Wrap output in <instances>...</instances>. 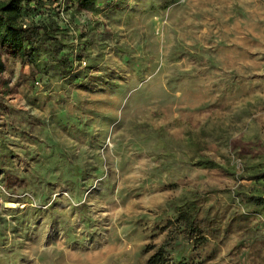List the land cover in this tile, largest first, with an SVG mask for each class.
I'll return each mask as SVG.
<instances>
[{
	"label": "rangeland",
	"instance_id": "obj_1",
	"mask_svg": "<svg viewBox=\"0 0 264 264\" xmlns=\"http://www.w3.org/2000/svg\"><path fill=\"white\" fill-rule=\"evenodd\" d=\"M94 5L23 14H58L69 77L0 74V264H264L249 183L192 165L264 152V0ZM189 193L200 246L172 220Z\"/></svg>",
	"mask_w": 264,
	"mask_h": 264
},
{
	"label": "trees",
	"instance_id": "obj_2",
	"mask_svg": "<svg viewBox=\"0 0 264 264\" xmlns=\"http://www.w3.org/2000/svg\"><path fill=\"white\" fill-rule=\"evenodd\" d=\"M54 2L66 8L74 6L79 11L99 10L94 5L95 0H0V74L5 71L9 60L29 65L40 75L53 73L65 78L74 72V62L79 65L83 50L77 45L73 51V46L67 41L68 28L59 24L58 14L48 11L31 20L23 18L25 12L48 7ZM88 68L84 67L81 71L86 72ZM192 165L217 169L234 177L236 181L248 182L246 190L240 186L236 193L252 208L250 212L264 215V152L247 157L239 172L230 161L220 164L206 155L198 154ZM199 199L195 193L181 196L172 210L173 222L182 226V233L197 246L205 241L197 220ZM162 260L163 252L158 250L149 264H161Z\"/></svg>",
	"mask_w": 264,
	"mask_h": 264
}]
</instances>
